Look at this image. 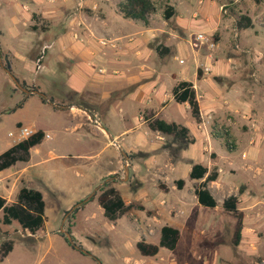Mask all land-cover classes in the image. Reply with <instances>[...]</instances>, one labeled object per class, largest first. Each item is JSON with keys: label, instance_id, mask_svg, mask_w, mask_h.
I'll return each mask as SVG.
<instances>
[{"label": "crops", "instance_id": "crops-1", "mask_svg": "<svg viewBox=\"0 0 264 264\" xmlns=\"http://www.w3.org/2000/svg\"><path fill=\"white\" fill-rule=\"evenodd\" d=\"M48 1L53 4L35 0L33 3H29L27 7L24 6L23 8L26 13L22 14V17H16L15 21L22 25L27 24V22L31 23V16L34 13L41 14L44 20L48 19L51 21L49 28L43 32V37L49 40V48L53 46L58 47L57 51L60 60L67 62L68 68L65 70L66 78H60L59 70L55 66V64L61 63L60 60L51 62L49 55L47 62H44L45 64L43 63V68L40 71L34 70L32 53L35 45H32V43H30L29 50L23 57L11 50L8 46L6 47L4 52L9 56L8 65L10 71L14 73L19 81L30 87V89L34 87L43 92L49 99L52 98V101L57 105H79L75 101L70 100V102H63L60 99V88L76 93L79 97L87 93V101H85V105L83 104V106L87 107V110L94 115L95 120L111 133L114 140L128 156V181L118 179H114L112 182L110 181L115 190L119 192L115 185L116 182H130L138 188L142 187L143 189L146 185L156 188L164 194L169 193L171 190L179 192V205L170 204V206H167L164 195L160 198L139 200L138 202L127 200L121 196L126 204H140L144 206V209L137 211L139 214L147 210H152L151 217L156 223L153 224L151 220H148L146 217L143 219L140 215H137L132 222L122 223L127 225L131 233L135 234L132 240L133 244H136L141 239L148 242L150 234H152V238L156 235L159 237L160 229L163 226L176 228L169 224L171 222L169 218L179 214V211L175 210L176 207L182 206L186 202H197L194 192L203 180H198L199 183H197L196 180L189 178L191 167L195 164L206 167L208 171L217 169L218 179L210 182L211 184L207 186L210 194L217 203L214 209L222 210L223 201L231 195L237 196V189H241L239 196H237V207L243 214L242 236H244L245 230H250L257 236V229L262 228V221H264V108L261 107L259 109L257 104L259 99L264 105V67L262 62L260 65L258 64L256 56L253 59V53L260 49L256 48L253 44L252 37L250 41L246 39L247 34L242 37V34L247 30H241V38L243 39V41L241 40V44L245 48V51L250 52V55L245 57L241 56L240 58H231L228 56L225 58L221 54H224V43L230 37L231 32V24L228 18L222 17V19H219L217 15L214 20L209 21L208 28H203L201 25L202 21L197 20V18L199 17L198 11L205 4L204 0H198L196 7L189 0H171V3L168 5L173 8V15L169 21L174 25L173 28L170 26L167 27L169 25L168 20H162L160 18L161 16L155 14V12L149 15L147 25L133 21L141 26L140 30L135 33L134 37L128 39L132 41L127 42L122 49L125 50V56L134 54L135 61L128 62L126 59L120 61L121 56H118L117 59L113 60L115 62L110 64V67H107L108 63H104L99 58L96 60V51L89 49L90 59H87L86 71L90 76L83 78L77 77L73 74L72 69H70L71 62L68 59L69 57L74 59L77 55H74V52L70 53L67 34L69 33L70 35L71 32L72 38L73 36H79L82 38V41L84 38V41L93 47L100 44L97 39H104L107 41L106 43L115 46L119 37H117L116 32L112 33L105 25V13L100 8L98 2H92L90 0ZM122 1L114 4L113 8L107 2L106 5L110 9H114L115 13L121 16L117 11V5ZM84 4L91 5V10H97V8L99 10L93 12L92 15H88L77 7L79 6L81 8ZM72 8H78L77 13L70 15L69 11ZM198 23H200V26ZM33 29L35 28L33 27ZM29 32L33 33V31ZM215 33L219 37L217 38L216 35L214 38L217 41L216 56H213V53H208L204 56L203 52L194 51L195 59L197 57L198 59H202L204 66L209 68L210 73L204 72L200 78L197 77V74H192L195 75V79L191 80L183 78L178 80L177 74H172L174 78L171 77V79L174 83L169 92L163 91L162 93H157L158 87L155 86L154 74L141 73L140 75L138 72L140 67L145 66L144 63H147V66L149 65V56L152 54L149 53L152 52L150 45L156 40H160L161 42L166 40L167 42H164L166 47L175 45V49L182 51L186 49L185 44H183L184 39L188 38L190 40L194 34L212 36ZM167 35L177 36L178 40L173 42L172 46H169L171 36L167 37ZM253 37L257 36L255 35ZM111 42H114V44L112 45ZM222 42L223 44L221 45ZM243 48L242 50H244ZM61 52H64L65 55ZM143 55L144 57L141 60L138 59V57H142ZM263 56L264 51H262V58ZM22 59L26 60L24 68L20 67L23 63ZM139 62L142 63L141 66H139ZM97 70L102 73V75H98L102 77L99 82L108 85V89L102 94L95 89L98 81L94 78V74ZM81 71L83 72V70ZM112 71L116 73H112ZM181 81H187L193 84L200 111V122L197 123L190 114L192 120L188 126L184 127L188 129L189 139L193 140V142L187 144L185 147H177V154L171 157V155H167L162 150L163 143L155 141V138H160L157 136L162 137L163 135L151 130L148 126L147 119H161V114L167 107V104L175 102L172 97V89ZM92 82L93 84H91ZM109 84L112 86L111 88H109ZM115 87L119 93L113 96L112 89ZM32 95L35 94H24V96L20 97L19 104L7 112L11 111L15 113L16 111L25 110L31 100L33 104L37 105L36 111L45 110L51 114L55 119L54 123L58 126L59 131L66 130L70 134L60 135L51 143L50 148V146H45L44 142L46 139H51V136L32 117H26L24 119L29 128L35 131H42L44 137L38 145L30 149L27 162H16L11 167L0 171V196L6 200L7 204H12L16 201L17 194L22 187L39 191L42 194L43 200L45 199L43 191L55 193L61 186L69 187L68 179L60 180L53 173L43 175L42 169L40 168L41 165L35 164L46 160L56 161L71 158L73 154L80 155V157H83V160L91 161L92 159H89L92 157L90 156L91 153H87L86 147L91 145V143L98 144L100 141L105 144L106 148L111 149L104 159L108 166L107 170L96 175L88 183V186L80 188L82 191L80 194L74 195L67 204L60 207L63 218L66 211L86 198L93 191L92 189L102 181L109 177H118L123 157H120L121 154L118 155V152H116V149L109 142L107 136L90 120L86 113L77 108L67 110L53 108L46 102H43L40 97L37 100L30 99ZM112 97L114 99L111 101H115V104H117L124 122L128 120L123 115L127 107L133 105L136 107L135 113L138 118L135 127H132L133 129L128 130L126 127H123L121 130H115L114 133L110 130V126L107 124L109 123L107 113L104 112L105 110L100 105ZM165 98L167 102L163 104V102L165 103ZM180 105L187 106V110L190 113L187 103ZM46 106H49L51 111L45 109ZM27 110L29 111V107ZM151 113L153 116L149 118L148 116ZM22 120H17L15 126H25ZM261 120L262 122H258ZM252 125L256 127L254 131L251 130ZM227 140H230L232 143L231 150L226 145ZM215 143H217V147H214ZM33 150H36L39 154L36 162L31 161V152ZM163 159L168 160L163 165L165 170L159 167ZM180 169L182 170L183 178H180L176 173ZM223 169L226 171H223ZM32 170L36 171L32 173ZM235 176L236 179L232 180V183H227L226 179L228 177ZM123 178L124 175L120 179ZM178 180L184 181L181 189H178L175 185V182ZM88 204H91V207ZM134 208L131 210H134ZM99 218H104V216L102 208L97 203L96 196L94 199L80 206L78 212L71 218V236H74L91 253H93V249H89L81 241L80 237L82 233L80 230H75L74 225L76 224L77 226L78 224L84 229L87 233L85 234L86 239H95L96 232H99L96 231L98 226H96L95 221ZM121 220L122 217L114 224H117ZM160 222H164L165 224L157 228V224ZM45 224L46 217L42 228L45 227ZM220 228L221 224L219 227H215V224H212L211 227H204L203 224L200 232H204L205 230L210 232V229L218 231ZM41 229L32 235L36 241L47 236L51 242V236H57L47 231L43 232ZM25 232L28 231L25 230ZM60 236V239L55 238L59 246L70 247L62 235Z\"/></svg>", "mask_w": 264, "mask_h": 264}, {"label": "rangeland", "instance_id": "rangeland-1", "mask_svg": "<svg viewBox=\"0 0 264 264\" xmlns=\"http://www.w3.org/2000/svg\"><path fill=\"white\" fill-rule=\"evenodd\" d=\"M34 1L35 0H0V62L4 67L6 66L5 64H8L9 56L6 52H4L7 46L23 57L29 50L30 43H32V45H35L32 53V59L35 60L39 56L42 47L50 44L48 39H44L43 32L49 28L51 21L48 19L44 20L41 14H32L31 23L27 22L25 25L19 24L15 21L16 17H22V14L26 13L23 7H27L29 3H33ZM90 1L99 3L100 8L105 13V25L112 33L116 32L119 39L115 46H111L109 43H106L107 41L104 39H97L100 44L93 47L90 46V44H87L84 41V38L82 41L81 37L73 36V39L71 32L70 35L69 33L67 34L70 53L74 52V55H77L74 59L69 57L68 61L70 60L71 62L70 69H72L73 74L77 77L83 78L90 76V74L86 71L88 64L87 59H90L89 49H94L97 53L95 59L97 60L99 58V60L101 59L104 63H108L107 67H110V64L114 63L115 61L113 60L117 59L118 56H121L120 61L124 59L128 62L135 61L134 54H128L125 56V50L122 48L127 42L132 41L131 39H128L130 37H134L135 33H137L141 27L138 23L123 19L115 13L114 9L112 10L106 5L107 2L113 8V5L121 0ZM152 1L155 4V14L160 15V18L163 20L164 17L162 16L164 10L169 6L168 4L171 3V0ZM189 1L194 7L198 5V0ZM38 2H48L49 4H53L48 0H38ZM204 2L205 4L202 6V9L198 11L199 17L197 18V20L202 21L201 25L203 28H208L209 21L214 20L218 15L219 19H222V17L228 18L231 24V30L234 27L238 30V48L235 47L232 39V32H230V37L224 43V54H221V56H224L225 58H227V56L231 58H240L241 56L245 57L250 55V52L248 53L245 51V48H243L241 44V40L243 41L241 38V30L244 29L240 28L237 24L238 21H241V25L243 24L240 17L244 16L251 20L252 26L246 29L247 31L242 34V37L247 34V41H250V38L252 37L251 39L253 40V44L256 48L260 49L259 51L253 53V59L256 56V61L260 65L262 62V51H264V0H204ZM77 7L88 15H92L93 12L99 10V8H97V10H91L92 6L88 4H84L81 8L79 6ZM77 9L72 8V10L69 11L70 15L77 13ZM224 10L227 14L223 13ZM98 14L101 16L100 13ZM167 22L169 24L167 27H174L169 20ZM198 25L200 26V23H198ZM33 27L35 29H33ZM195 27L194 29L196 30L197 27ZM29 31H33V33H30ZM216 35L217 38H219L216 33L212 36H208L216 43L217 41L214 39ZM255 35L257 37H253ZM170 36L171 43H169V46H172L173 42L178 39L177 36ZM170 36L167 35V37ZM194 36L195 34L190 40L188 38L183 40V44H185L186 49L182 51L175 49V45L172 46L173 49L172 47H166L164 45L166 40L164 42L156 40L150 45V50H152V52L149 53L152 54L149 56V65L147 66V63H144L145 66L140 67L138 72L140 75L141 73L154 74L155 86L158 87L157 93H162L163 91L169 92L172 84L174 83L171 79V77L174 78L172 74L176 73L178 80L182 78L191 80L195 79V75L198 71H200L201 74L204 73L203 69L206 66H204L202 59H198V57L195 59L196 57L194 51H199L200 53L203 52L204 56L208 53H213V56H216V46L213 50L207 49L206 45H203L198 49L193 48L191 46V41H193ZM111 43L112 45L114 44V42ZM222 44L223 42L221 45ZM242 48L244 50H242ZM57 50L58 47L56 46L48 48L45 53L44 60L45 58L46 60L44 62H47L48 55L51 58V62L60 60ZM98 52L100 53L98 54ZM61 53L65 55L64 52ZM143 57L144 55L142 57H138V59L141 60ZM180 60L183 62L180 63ZM22 61L23 63L20 67L24 68L26 60L22 59ZM60 62V64L57 63L55 66L56 69L59 70L60 78L65 79V70L68 68L66 64L67 62H63L62 60H60ZM141 64L142 63L139 62V66H141ZM81 70H83L84 73ZM112 73L116 72L112 71ZM208 73H210V70ZM12 74L14 75V73ZM98 75H102L99 70H97L94 74V78L98 81L95 85V89L102 94L108 89V85L99 82L102 77ZM17 80L19 81V79ZM19 82L20 84L22 83L21 81ZM91 84H93V82ZM59 85L61 86V84ZM111 87L112 86L109 84V88ZM25 88L30 87L26 86ZM32 89L35 88L32 87ZM118 93L119 92L116 87L112 89L113 96L118 95ZM59 94L61 95L60 99H62L63 102H68L70 100L80 102L85 105V101H87V93L82 95V97H74L72 92L67 89L60 88ZM22 96H24V93L14 85L0 66V154L7 150L11 144V146H13L17 143L15 142L17 139V134L15 133V122L17 120H22V118L23 124L27 126L24 119L26 117H32V119H35L36 122L42 126L45 132L51 136V139L45 140V146H50L51 143L60 135L64 136L65 134H70L66 130L59 131L58 126L54 123L55 119L51 114L45 110L36 111L37 105L33 104L31 100L28 104L29 111L27 110V107V109L18 112L16 111L15 113L11 111L7 112L9 109L11 110L19 104L20 97ZM252 98L254 97L252 96ZM30 99L37 100L39 98L37 95H32L30 96ZM113 99L114 97L102 102V105H100V107L105 110L104 112L107 113V117L109 119V123L107 124H109L110 130L114 133L115 130H121L123 127H126L128 130L133 129L132 127H135L138 118L135 113L136 107L134 105L127 107V110L123 115H125L128 120L124 122L122 120V115L118 110L117 104H115V101H111ZM164 101L165 103L163 102V104H166L167 99L165 98ZM257 104L259 109H261V107L264 108V105L259 99ZM45 109H49V111H51L49 106H46ZM187 109L188 108L185 105L170 102L162 112L161 119L166 122H174L176 124L188 126L192 118ZM152 116L153 115L151 113L148 117L151 118ZM258 122H262V120ZM255 129L256 127L252 125L251 130L254 131ZM9 133H14L13 137H10ZM157 137L160 138H155V141L162 142V150L167 155H171V157H174L173 155L177 154V147L186 146L183 140L172 136L163 135L162 137ZM113 147L116 149V152H118V155H120L117 147L114 145ZM214 147H217V143L214 144ZM86 151L88 154L91 153L90 156L92 157L89 158L92 159L91 161L83 160V157H80V155L73 154L71 158L56 161L46 160L35 164L41 165L40 168L42 169L41 171L43 175L53 173L56 177H59L60 180L68 179L69 181V187L61 186V188H58L55 193L43 191L46 203V224L41 230L57 236H51V242L48 240L47 236L36 241L34 236H32L33 234L23 231L16 222H13L11 225H3L0 223V251L8 244H12L13 249L2 260V262H0V264H98L97 261L101 264H260L264 261V221H262V228L257 229V236H255L252 231L245 230V234L241 237L238 246H234L233 235L235 229L234 223L236 222L234 215L225 212L223 209L217 210L214 208L202 207L198 205L197 202H186L185 204H182V206H177L175 210H178L179 214L169 218L171 221L169 224L175 226L180 233L178 244L173 251L161 248L154 257H142L139 255L135 248V244H133L132 241L135 234L131 233V231L127 228V225L124 224L132 222L137 215H140L143 219L146 217L148 220H151L153 224H156L155 220L151 217L152 210H147L140 214L137 212L144 209V206L140 204H134L135 211L131 210V212L129 211L123 215L122 220L118 222L119 224L113 223L112 226V223L108 222L104 218L97 219L95 221L96 226H98L96 231L99 232H96L97 235L95 236V239H86L85 234L87 233L84 229L78 224L77 226L76 224L74 225L75 230H80L82 233L80 237L81 241L89 249H93V253L83 247V245L78 242L74 236H72L74 243L93 256H87L71 246V248L67 246L60 247L55 241V238L60 239L61 237L60 234H57L62 220L60 207L67 204L74 195L80 194L82 192L80 188L88 186V183H90L96 175L105 172L108 167L104 159L105 156L109 154L111 149L106 148L103 142L100 141L98 144L91 143V145L86 147ZM120 157L122 158L121 155ZM38 158V152L33 150L31 152V161L36 162ZM167 162L168 160L163 159V162L161 161V165H159V167L163 168V165ZM181 169L177 170L176 173L180 178H183ZM34 171L36 170H32L31 172L33 173ZM223 171L226 170L223 169ZM123 175L124 162L122 158L118 177L122 178ZM235 179L236 176L228 177L226 181L227 183H232V180ZM125 181H128V178ZM111 182H109L110 186L113 187ZM197 183H199V181H197ZM210 184L211 183L208 185ZM115 185L123 198L133 202L160 198L164 195L167 201V206H170V204L179 205V192L174 190L164 194L156 188L145 185V188L142 189V187L138 188L130 182H116ZM239 189H237V196H239ZM94 197L92 199H94ZM88 206L91 207V204H88ZM78 209L74 210L64 223V229L70 234L72 222L71 218L78 212ZM164 224V222L158 223L157 228H160ZM203 224L204 227H211L212 224H215V227H219L221 224V228L218 231L210 229V232L206 230L204 232H200ZM62 237L66 241V238L64 236ZM158 239V235L152 238V234H150L148 243L157 244Z\"/></svg>", "mask_w": 264, "mask_h": 264}, {"label": "trees", "instance_id": "trees-1", "mask_svg": "<svg viewBox=\"0 0 264 264\" xmlns=\"http://www.w3.org/2000/svg\"><path fill=\"white\" fill-rule=\"evenodd\" d=\"M117 11L124 19L141 22L144 25L148 24V17L151 13L155 12V4L152 0H123L117 5ZM173 15V8L168 6L163 13L165 20H169ZM238 21V26L242 29H248L252 26L251 20L247 17L241 16ZM264 67V56L262 58ZM5 68L10 70L8 64H5ZM201 73L198 71L197 77L200 78ZM23 87H26L25 83H21ZM74 97H79L76 93H73ZM172 97L177 104L187 103L189 106L190 114L192 118L199 123L200 111L198 101L196 99L193 84L187 81H181L177 83L172 89ZM52 100V98H50ZM45 102L44 100H42ZM80 106L83 104L76 102ZM148 126L151 130L159 132L165 136H172L177 139H181L184 143L190 144L193 140L189 139L188 129L182 125L176 123H168L162 119H147ZM44 137L42 131H37L36 134L16 143L3 153L0 154V171H3L16 162H27L29 159L30 149L38 145ZM189 178L191 180H203L199 186L195 189V196L197 203L206 208H215L217 206L216 200L210 194L207 185L210 182L218 179L217 169H208L200 164H195L191 167L189 172ZM178 189H181L184 185L183 180L175 182ZM241 189H239V193ZM98 205L103 210L104 218L110 222L115 223L124 214L129 212L134 205L126 204L117 190L110 186V183L102 185L97 195ZM93 198V197H92ZM238 198L235 195H231L226 198L222 203V209L225 212H229L234 215L235 229L233 235V245L238 246L242 237L243 228V214L237 207ZM78 209V208H77ZM76 209V210H77ZM0 223L3 225H10L12 222H16L22 230H27L31 234H35L41 229L45 222V203L42 198V194L39 191L22 187L16 197V201L12 204H7L6 200L0 196ZM66 213V212H65ZM180 238V233L176 228L171 226H163L160 229L159 241L157 244L148 243L141 239L135 244V248L139 255L142 257H154L159 252V249L164 248L169 251L175 250ZM67 242V240H66ZM68 243V242H67ZM12 251V244H8L0 251V262Z\"/></svg>", "mask_w": 264, "mask_h": 264}, {"label": "water", "instance_id": "water-1", "mask_svg": "<svg viewBox=\"0 0 264 264\" xmlns=\"http://www.w3.org/2000/svg\"><path fill=\"white\" fill-rule=\"evenodd\" d=\"M0 66L3 69V71L8 75V77L11 79V81L14 83V85L20 90L22 91L24 94L26 95H30V94H35L38 97H40L42 100H44L48 105H50L53 108L56 109H61V110H67L70 108H77L81 111H83L84 113H86V115L90 118V120L107 136L109 142L116 146L119 153L122 155L123 157V161H124V178L120 179L118 177H109L107 179H105L104 181H102L98 186H96L93 191L86 197L84 198L82 201H79L78 203H76L75 205H73L63 216L61 223H60V228H59V234L64 236L68 242V244L73 247L74 249L80 251L81 253L87 255V256H92L89 252L85 251L83 248L78 247L75 243L74 240L71 236V234L66 231L64 229V223L66 221V219L72 214V212L74 210H76L77 208H79L80 206H82L83 204L87 203L90 199H92V197H94L98 191V189L104 185L105 183H108L110 181H113L114 179H118V180H123L125 181L128 178V173H129V169H128V156L127 154L121 149V147L118 145V143L114 140V138L112 137L111 133L104 127L102 126L100 123H98L95 120L94 115L88 111L87 109H85L82 106L76 105V104H72V105H57L56 103H54L52 100L49 99V97L44 94L43 92L37 90V89H28L23 87L20 82L16 79V77L11 73L10 70L6 69L2 63L0 62ZM98 264H101L99 261H97ZM260 264H264V261H262Z\"/></svg>", "mask_w": 264, "mask_h": 264}, {"label": "built area", "instance_id": "built-area-1", "mask_svg": "<svg viewBox=\"0 0 264 264\" xmlns=\"http://www.w3.org/2000/svg\"><path fill=\"white\" fill-rule=\"evenodd\" d=\"M223 13L227 14L225 10L223 11ZM232 22H234V21H232ZM231 32H232V39L234 41L235 47L238 48V38H239L238 30H237V28L234 27L231 30ZM203 45H206L207 49L213 50L216 46V43L214 40H212L207 35H203V34L202 35L201 34L195 35L193 41H191V46L193 48L198 49ZM48 48H49L48 45H44L41 49L39 56L34 60V70L35 71H40L43 68L44 57H45L46 50ZM182 62L183 61L180 60V63H182ZM203 70L205 73L209 72L208 67H205ZM15 133L17 134V139L15 142L18 143L20 141H23V140L28 139L29 137L33 136L34 134L37 133V131L33 130L32 128L23 126V125H17V126H15ZM13 135H14V133H9L10 137H13ZM226 145L229 149H232V143L230 140H227Z\"/></svg>", "mask_w": 264, "mask_h": 264}]
</instances>
